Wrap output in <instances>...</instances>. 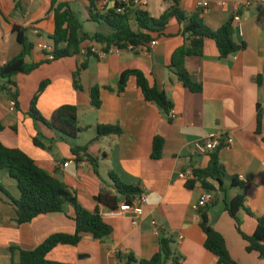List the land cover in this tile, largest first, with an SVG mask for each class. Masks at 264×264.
Listing matches in <instances>:
<instances>
[{
	"label": "crops",
	"instance_id": "0c3cea01",
	"mask_svg": "<svg viewBox=\"0 0 264 264\" xmlns=\"http://www.w3.org/2000/svg\"><path fill=\"white\" fill-rule=\"evenodd\" d=\"M53 1L68 3L75 13L76 7L83 8L85 22L90 25L88 31L83 26L84 32H108L103 23L88 21L87 0H0V65L21 53L14 25L26 29V37L35 47L25 62L42 64L28 75L13 78L19 93L17 108L12 109L8 95L0 94V143L23 151L63 182L87 211L99 209L112 233L102 241L84 235L76 246L56 247L47 259L63 264H117L115 255L121 252L131 254L137 261L150 260L159 252L163 234L173 236L172 253L184 257L182 264H216L217 258L204 248L205 235L200 228L201 213L206 212L209 226L222 235L237 264H264V258L257 253L246 252V243L226 211V205L240 196L246 209L255 216H264V6L237 7L235 0H146L142 9L153 18L161 17L177 4L188 16L201 11L204 24L213 31L233 18L234 42L245 48L220 59L214 42L205 41L201 57L185 60L186 71L202 88L192 93L167 68L172 55L184 45L183 27L175 20L170 21L166 37L149 50H124L103 58L102 47L87 41L78 56L46 61L37 44L52 43ZM198 2H206L209 7L203 12ZM105 4L102 2L98 8ZM107 7H113L112 2ZM86 49L91 51L88 56L83 55ZM81 65L85 69L80 73L79 91L74 88L72 75ZM131 70L141 72L151 87L165 93L172 103V115L146 102L132 77L125 90L117 92L120 76ZM44 81L48 85L38 96L36 109L49 120L63 106L77 108L78 127L83 132L75 145L85 146L98 159L97 173L85 161L76 163L70 144L46 127L35 125L29 117L30 102ZM95 87L100 90L98 109L90 99ZM97 125L118 126L122 133L95 140ZM212 134L231 139L232 144L220 152L225 171L221 179L223 192H212L213 202L199 207L205 190L198 183L188 189L186 183L194 180V171L208 168L210 154L198 155L193 146ZM36 137L47 149L33 144ZM155 138L163 141L158 160L151 158ZM65 163H69L67 168L63 167ZM110 174L139 188L146 196L145 203L140 204L141 217L136 218L132 212L112 217V210L95 201L104 190L117 197V209L124 203L112 186ZM233 180L240 187H232ZM208 181L218 188L215 181ZM0 185L8 194L0 190V264L17 263L19 250L32 251L51 235L74 234L71 210L67 215H41L18 226L9 199L19 197L16 182L2 171ZM239 218L242 231L251 235L256 220L245 211H240ZM10 247L16 251L10 252Z\"/></svg>",
	"mask_w": 264,
	"mask_h": 264
},
{
	"label": "trees",
	"instance_id": "16d2710c",
	"mask_svg": "<svg viewBox=\"0 0 264 264\" xmlns=\"http://www.w3.org/2000/svg\"><path fill=\"white\" fill-rule=\"evenodd\" d=\"M88 21L103 23L107 33L89 34L84 32L83 24L80 22L68 3L53 1L54 32L50 37L53 43V55L55 61L72 56L80 55V48L85 42H93L103 47L107 52L111 48L120 51L132 48L145 47L163 37H166V30L170 21L175 20L182 25V37L184 45L178 49L171 57L167 66L182 85L192 93H199L201 85L195 83L190 74L185 69V60L190 57H201L204 50L205 41H213L220 59H225L230 55L236 54L245 48V45H237L234 42L233 18L216 30H210L203 21L202 12L197 11L192 15H186L176 5L159 18H153L141 7H135L131 0L122 2L121 0H87ZM105 2V6H98ZM113 2L114 6L108 8L107 5ZM1 16V12H0ZM13 33L16 35L17 43L21 46V53L18 57L0 65V94H6L14 102L17 108L19 96L17 85L13 78L18 75H28L37 70L42 64H27L25 58L34 50V45L26 37V29L19 25L13 26ZM132 50V51H133ZM91 54L90 49H86L85 55ZM85 69L81 65L72 75L73 84L76 90H81L80 73ZM134 78L136 86L146 102L155 104L165 113L172 109V103L164 92L151 87L145 76L135 70L126 71L120 76L117 92L125 90L130 78ZM48 85L47 81L40 84L36 95L30 102L28 111L29 117L35 125L46 127L52 131L59 140L71 145V153L75 157V162H87L97 173L98 159L92 157L85 146L75 145L83 130L78 127L77 108L75 106L61 107L49 120L45 119L36 109L38 96ZM91 104L94 108L100 107V90L98 87L90 91ZM260 117L257 119V128H260ZM3 128L0 126V131ZM121 130L118 126H96V137L98 140L103 137L119 136ZM33 144L41 149L47 147L38 137L33 139ZM264 144V139H263ZM163 141L155 138L152 145L151 158L158 160L161 157ZM223 146L210 153V163L207 169L193 172L194 180L186 183L188 189H192L196 183L208 192H223L221 181L225 175L224 167L220 162V152ZM5 171L10 178L16 182L19 197L13 199L9 197L15 210V223L18 226L29 224L41 215L66 214L67 210L73 213L72 220L75 223V232L69 234H54L47 238L37 248L32 251L19 250V260L17 263L11 261L10 264H63L52 262L47 259L48 254L58 246H76L84 235H90L94 240L102 241L112 233V227L106 224L99 212L84 209L76 198V193L61 181L50 175L39 167L34 160L19 149H11L0 143V172ZM113 188L119 196L124 198V203L131 204L136 197L141 194L139 188L126 185L110 174ZM208 180L215 181L218 188ZM232 187H240L232 181ZM0 190L4 189L0 185ZM7 194V193H6ZM8 195V194H7ZM95 201L110 210L117 209L118 200L115 195L107 191H100L94 198ZM213 202V200H212ZM226 211L234 221L235 229L242 240L246 243L247 253H257L260 258H264V216H255L246 209L244 199L240 196L235 197L226 205ZM240 211L256 220V228L251 235L245 234L241 229ZM200 228L205 235L204 248L217 258L216 264H237L229 255L224 238L214 231L208 222L206 212L201 213ZM174 244L173 236H161L159 238V252L150 260L137 261L131 254L116 253L117 264H165L171 260L173 264H182L184 257L178 253H172ZM10 252L16 251L15 247L9 248Z\"/></svg>",
	"mask_w": 264,
	"mask_h": 264
},
{
	"label": "built area",
	"instance_id": "2783aa9c",
	"mask_svg": "<svg viewBox=\"0 0 264 264\" xmlns=\"http://www.w3.org/2000/svg\"><path fill=\"white\" fill-rule=\"evenodd\" d=\"M121 1L127 2L128 0H121ZM131 2L135 7H141L142 8V7H145V5H146V0H131ZM222 5H225V3H222ZM235 5L237 7H251V6H255V5L264 6V0H235ZM197 7H198V9H200L204 12L207 10L209 5L206 2H198ZM35 33H37V32H35ZM155 44H156V41H154L153 43H151L148 46L139 47L136 50H140V49L149 50ZM37 49L44 54L46 61H48V62L55 61V58L53 55V43H51V44L50 43H44V42L38 43ZM128 50L132 51L133 49L129 48ZM85 51L86 50L83 51V55H85ZM133 51H135V50H133ZM112 53L113 54H119L120 50H118L116 48H111L107 52H105L103 50V47H102V52L100 55H101V57L104 58L108 54H112ZM11 106H12V109L15 108L14 102H11ZM168 114L172 115L171 112H169ZM231 144H232L231 139H225L221 135L212 134L209 137H207L205 140L195 142L193 147H194V151L196 154L208 155L211 152H213L214 150H216L217 148H220L221 146H223L224 148H228ZM68 165H69V163H65V164H63V167L67 168ZM145 200H146V196L141 193L138 197L135 198V200L131 204L123 203L119 206L118 209L112 210L109 213V215L112 217H120V216L124 215L125 213L132 212L135 214L136 218H139L143 214L142 209L140 208V204L145 203ZM212 200H213L212 193L205 191L201 196V199H200V202L198 203V206L199 207H205L209 203H211ZM136 223H137L136 220H133V225H136ZM153 224H155V223L153 222Z\"/></svg>",
	"mask_w": 264,
	"mask_h": 264
},
{
	"label": "rangeland",
	"instance_id": "374dc122",
	"mask_svg": "<svg viewBox=\"0 0 264 264\" xmlns=\"http://www.w3.org/2000/svg\"><path fill=\"white\" fill-rule=\"evenodd\" d=\"M76 11L78 13V18L80 20V22H82L84 28H85V31H88L89 29V24L85 22V18H84V10L83 8L81 7H76ZM15 197V196H14Z\"/></svg>",
	"mask_w": 264,
	"mask_h": 264
},
{
	"label": "water",
	"instance_id": "95a60500",
	"mask_svg": "<svg viewBox=\"0 0 264 264\" xmlns=\"http://www.w3.org/2000/svg\"><path fill=\"white\" fill-rule=\"evenodd\" d=\"M112 5L114 6V3L112 2ZM37 129H39V127L37 126ZM162 236H163V234H162Z\"/></svg>",
	"mask_w": 264,
	"mask_h": 264
}]
</instances>
